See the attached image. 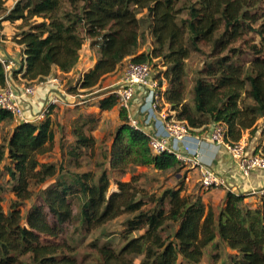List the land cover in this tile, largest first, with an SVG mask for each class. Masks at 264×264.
I'll return each instance as SVG.
<instances>
[{"label":"trees","instance_id":"16d2710c","mask_svg":"<svg viewBox=\"0 0 264 264\" xmlns=\"http://www.w3.org/2000/svg\"><path fill=\"white\" fill-rule=\"evenodd\" d=\"M5 2L0 0V13L7 10ZM1 21H20L13 40L25 62L21 78L29 83L44 81L55 68L70 72L88 42L97 57L76 81L82 90L98 86L123 60L154 58L165 67L155 75L165 81L164 100L192 134L221 122L226 142L234 144L264 119V0H17ZM144 30L151 49L138 53ZM192 54L204 59L189 102L185 62ZM116 106L114 94L97 102L100 111ZM119 119L109 154L113 170H182L184 164L173 155L150 153L147 136L129 125L124 109L119 108ZM11 122L12 115L0 110V125ZM88 123H73L74 140L66 151L71 161L94 149V138L84 130ZM53 143L46 118L38 125L16 124L0 144V175H7L5 185L13 195L5 211L0 183V264H85L74 252L77 237L125 215L123 244L91 242L90 264H200L211 244L231 251L228 264H264V202L250 208L244 195L226 191L221 205L212 208L199 194L185 193L181 179L176 187L148 195L134 175L117 181V190L108 193L105 174L96 181L90 173L59 174L54 163L40 161ZM260 152L264 155V146ZM49 180L54 182L23 217L31 186Z\"/></svg>","mask_w":264,"mask_h":264},{"label":"rangeland","instance_id":"374dc122","mask_svg":"<svg viewBox=\"0 0 264 264\" xmlns=\"http://www.w3.org/2000/svg\"><path fill=\"white\" fill-rule=\"evenodd\" d=\"M7 12V11H6ZM5 12V13H6ZM4 13H0V32L2 33V40L5 42H10V46L15 44L14 37L18 32V27L20 21L14 23L3 24L1 21ZM8 27L11 33L8 35L4 33V27ZM3 30V31H2ZM145 41L138 48V53L145 52L149 53L151 49V39L144 30ZM0 42V45L7 44ZM85 45V48L83 46ZM79 51L78 61L83 62L79 70L73 71L71 74L67 73L65 75H59L63 82L62 90L73 96L70 100L73 103L71 106H63L62 108L57 107L56 111L52 110L49 113L48 118L51 120L52 128L54 130V143L48 154H45L40 158V161L54 163L58 169H60L59 174L65 173H90L91 176L96 181L102 174H105L109 180L108 193L117 190L116 182L123 181L127 182L130 180L131 176L138 177V186L142 187L143 190L148 195L156 194L159 195L163 188L176 187L179 183L178 179H181L184 192L187 194L197 193L200 196L205 194L199 183L189 191L187 185L185 184L184 178L186 176V169L183 168L179 173H174L173 171L158 172L152 167H133L128 166L124 172L113 170L110 167V150L112 147V142L114 134L117 128L120 126L121 121L119 119V108L116 106L110 111H100L97 108V102L102 97L108 95L107 92L111 91L114 86L113 79L109 81L110 77L105 76L98 86L91 90H80L77 89L76 81L80 77L82 70L86 69L90 64L91 60L96 59L97 54L95 48H90L89 43L85 42ZM89 50V53L87 52ZM204 57L201 54H192L185 62V72L187 80V101H191L192 93V81L195 77V72L202 66V61ZM149 65L152 68L154 75L161 74L165 67L160 59H148ZM128 60H123L119 66V71H121ZM57 75V74H55ZM109 79V80H108ZM83 119L90 120L84 126L86 134L92 136L95 140L94 149L92 151H85L82 153L80 159L77 161H71L66 156V151L69 145L73 142V137L71 135V130L73 123L76 120L82 121ZM14 123H6L0 125V144L6 141L8 138L11 125ZM80 123V122H79ZM264 119H260L257 122V130L263 131ZM259 136V135H258ZM262 141V139H260ZM255 149L254 152H256ZM56 178V177H55ZM8 179L7 175L3 172L0 175V183L4 184L3 192V209L6 211L8 209L10 201L13 199V195L10 193L9 189L5 185V181ZM57 179V178H56ZM55 180V179H54ZM54 180H49L45 184L34 187L31 186L33 192L32 198L25 203L22 207V216L24 217L25 210L32 204L38 202L40 199V191L46 188L48 185L52 184ZM189 191V192H188ZM127 216H120L119 218L105 224L91 233H82L77 237V246L75 247V255L78 262H83L85 264L92 263L93 260V250H91V242H99V244L107 243L115 248H119L123 244L122 233L124 230V222ZM210 246V247H209ZM205 250V255L200 264H228L226 262V254L228 251L222 247L214 248V245H209ZM224 250V251H223ZM139 262V258L135 260V263Z\"/></svg>","mask_w":264,"mask_h":264},{"label":"built area","instance_id":"2783aa9c","mask_svg":"<svg viewBox=\"0 0 264 264\" xmlns=\"http://www.w3.org/2000/svg\"><path fill=\"white\" fill-rule=\"evenodd\" d=\"M1 37L0 32V42L3 41ZM0 66L4 74V85L0 88V110L10 113L16 124H41L48 118L50 110L73 104L70 102L73 96L62 90L61 83H56L53 88L46 90L45 97L39 98L32 113L31 100L36 98L42 82L32 84L22 80L21 74L25 69L23 57L15 60L4 54L1 48ZM15 77L18 82H15ZM165 87L164 79L155 77L149 63L128 61L110 94L116 96L118 108L126 111L129 125L147 136L148 148L153 156L170 154L182 163H192L199 167V186L205 192L224 187V179L203 164L199 151L188 144V139L192 137L191 129L186 122L176 119L175 113L166 104L163 97ZM77 89H80L79 86ZM137 95V113L142 118L141 122H137L132 116ZM152 125H156L158 129L146 132ZM203 140L217 149H224L237 162V168L245 178L252 170L264 167V155L260 151L248 156L240 141L234 144L226 142V127L221 122H212ZM203 140L197 138L196 143L201 144ZM259 193L264 195V189Z\"/></svg>","mask_w":264,"mask_h":264},{"label":"crops","instance_id":"0c3cea01","mask_svg":"<svg viewBox=\"0 0 264 264\" xmlns=\"http://www.w3.org/2000/svg\"><path fill=\"white\" fill-rule=\"evenodd\" d=\"M16 1L17 0H6L5 8L9 10ZM6 11L1 12V14L4 13L5 15ZM2 23L6 24L8 23V21H3ZM3 29H4V33L8 35L11 33V30H9L8 27H6V25ZM3 43L7 44V46L0 45V48L4 52V54L8 55L9 57L15 60H18L22 57L21 47L19 45L15 43L13 45L15 46V48H13L12 46H10L9 44L10 42L3 41ZM83 48H85V45L83 46ZM87 52L89 53L88 49H87ZM95 60L96 59L91 60L87 68L81 71L80 77L85 72H87L90 68H92V66L95 63ZM82 64L83 62L78 61L75 67L68 73L71 74L73 71L79 70ZM121 73H122V70L119 71V67H118L116 71L107 75V77L113 76L109 78L110 80L108 79L109 81L113 79L112 81L113 84H111L110 86H114V88L116 87L118 80L121 76ZM61 74L65 75L67 73H61L58 69L55 68L53 69L52 73L44 81H42V85L38 88L36 98L31 100L30 109L32 113L35 111V105L37 101L39 100V98L41 99L45 97V92L47 89L53 88L56 83H61V85L63 86V82L61 78L59 77V75ZM15 82H18L16 80V77H15ZM114 88H112V90ZM111 91L110 92L108 91L107 94H110ZM138 97L139 96L137 95L136 99ZM137 102H139L138 99L136 100V103L135 102L133 103L132 116L137 122H141L142 118L137 113V106H138ZM57 107L62 108L63 106H57ZM57 107H55L53 110L56 111ZM51 111L52 110H50V112ZM26 114L28 115V113ZM15 125H16L15 122L11 125V131ZM157 129L158 127L156 125H152L149 129H146V132L156 131ZM205 134H206V131L199 133L198 130H195V133L191 134L192 137L188 139V144L190 145L192 149L194 150L197 149L199 151L201 161L203 164L210 167L215 173H217L220 177L224 179L225 186L213 188L207 191L205 194H202L201 198H202L203 203L206 206H211L212 208H216L219 205H221V203L223 202L225 192L230 191L236 195H244L245 196L244 203L248 207L256 208L260 206L261 203L264 202V195L259 193L260 190L264 189V167L260 169L252 170L246 178L243 177L237 168V162L233 160L231 156L224 149L222 148L217 149L212 144L203 140ZM197 138L200 140H203V142L201 144L196 143ZM260 139H262V141H260ZM240 142L245 146V150L248 156L251 154H255L257 153V151L259 152L261 148L264 146V131L259 130L258 132L257 124H256L254 133L250 135L248 131H245L242 135ZM255 149H257L256 152H254ZM183 164H184L183 168H185L187 171L184 181L189 191H191L193 187L196 185V183H199L200 169L199 167L193 165L192 163H183ZM227 251L228 253H231V251L229 250Z\"/></svg>","mask_w":264,"mask_h":264}]
</instances>
